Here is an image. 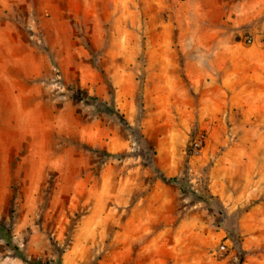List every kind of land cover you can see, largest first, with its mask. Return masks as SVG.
I'll list each match as a JSON object with an SVG mask.
<instances>
[{
	"label": "rangeland",
	"instance_id": "1",
	"mask_svg": "<svg viewBox=\"0 0 264 264\" xmlns=\"http://www.w3.org/2000/svg\"><path fill=\"white\" fill-rule=\"evenodd\" d=\"M263 167L264 0H0V264H264Z\"/></svg>",
	"mask_w": 264,
	"mask_h": 264
},
{
	"label": "trees",
	"instance_id": "2",
	"mask_svg": "<svg viewBox=\"0 0 264 264\" xmlns=\"http://www.w3.org/2000/svg\"><path fill=\"white\" fill-rule=\"evenodd\" d=\"M112 111V110H111ZM160 178L163 180V181H166V182H169V183H179V188L182 192H186V188L185 186L182 184V182H180L179 180H177L176 178H167L163 175H160ZM6 244L15 252L17 253L21 260L24 261V262H28V260L22 256V254L19 252L18 248L16 246H13L11 244V242H9L8 240H6ZM29 264H42V262L40 261H29Z\"/></svg>",
	"mask_w": 264,
	"mask_h": 264
},
{
	"label": "built area",
	"instance_id": "3",
	"mask_svg": "<svg viewBox=\"0 0 264 264\" xmlns=\"http://www.w3.org/2000/svg\"><path fill=\"white\" fill-rule=\"evenodd\" d=\"M247 42L250 43V44L252 43V41H250V39Z\"/></svg>",
	"mask_w": 264,
	"mask_h": 264
},
{
	"label": "bare ground",
	"instance_id": "4",
	"mask_svg": "<svg viewBox=\"0 0 264 264\" xmlns=\"http://www.w3.org/2000/svg\"><path fill=\"white\" fill-rule=\"evenodd\" d=\"M259 162H260V160H259ZM256 163H257V161H256ZM264 168V167H263Z\"/></svg>",
	"mask_w": 264,
	"mask_h": 264
}]
</instances>
